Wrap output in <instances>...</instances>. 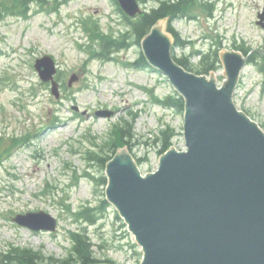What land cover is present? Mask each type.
I'll return each mask as SVG.
<instances>
[{
    "label": "rangeland",
    "instance_id": "374dc122",
    "mask_svg": "<svg viewBox=\"0 0 264 264\" xmlns=\"http://www.w3.org/2000/svg\"><path fill=\"white\" fill-rule=\"evenodd\" d=\"M13 2L0 0V253L13 244L59 258L71 248L70 231L82 230L97 262L137 264L140 255L127 243L134 237L115 220L111 206L93 225L72 215L104 197L105 186L97 179L106 175L105 169L89 164L85 150L111 154L108 138L114 126L123 125L132 134L130 150L139 171L156 170L164 153L155 140L161 128L172 126V146L186 148L184 113L154 102L175 96L176 90L157 69L132 66L141 51L134 36L126 40L131 43L127 49L110 53L109 59L97 55L96 33L118 38L128 31L114 0L31 2L25 16L6 9ZM198 2L170 23L187 42L172 54L208 76L201 73V58L194 51L250 49L254 60L242 69L232 99L237 109L263 123L264 28L256 21L264 0ZM155 3L138 0L140 9ZM168 26L167 21L165 30ZM44 54L54 61L58 96L34 68ZM217 64L213 72L221 85L223 65ZM38 210L56 219L55 231L34 232L12 219Z\"/></svg>",
    "mask_w": 264,
    "mask_h": 264
},
{
    "label": "water",
    "instance_id": "95a60500",
    "mask_svg": "<svg viewBox=\"0 0 264 264\" xmlns=\"http://www.w3.org/2000/svg\"><path fill=\"white\" fill-rule=\"evenodd\" d=\"M119 3L128 15L139 11L136 0ZM257 16L264 27V7ZM166 22H156L140 44L182 96L188 149L171 146L144 176L129 150L117 149L106 163L105 197L142 246L139 264H264V130L232 99L247 57L218 52L225 76L218 87L213 71L198 75L174 60ZM35 67L56 95L53 60L44 56ZM13 220L33 230L56 226L43 211Z\"/></svg>",
    "mask_w": 264,
    "mask_h": 264
},
{
    "label": "trees",
    "instance_id": "16d2710c",
    "mask_svg": "<svg viewBox=\"0 0 264 264\" xmlns=\"http://www.w3.org/2000/svg\"><path fill=\"white\" fill-rule=\"evenodd\" d=\"M46 0H14L13 5H7L6 9L11 10V13L15 10L20 13V15H26L25 12L29 8V4L31 2H39L47 3ZM147 1V0H142ZM153 1V0H152ZM156 4L149 8V11L142 12V14L136 15L134 18L129 19L125 15H123L124 21L126 22V26L128 31L125 34H120V37L114 38L112 34L104 35L101 33H96V38L98 39L99 51L97 55L101 58L109 59V54L113 52H118L121 49H127L131 43L126 42L131 36H134V42L139 44L140 40L147 33V31L154 25L156 21L160 18L167 17L168 20V31H170L174 36V46L184 47L187 42L182 40L179 34L174 31L170 23L177 18H181L188 13V10L191 6H194L196 3L199 4L198 0H154ZM3 7V6H2ZM118 10L120 8L118 7ZM121 11V10H120ZM235 49H240L245 55H248L247 63L253 62V55L249 53L247 48L242 46H234ZM173 52V51H172ZM201 56L200 65L202 66L201 73L210 70L216 69L218 66V53L217 49H213V51H209L207 53L204 52H195ZM176 59L178 64H181L185 68L191 71L192 67L188 66L185 62L184 58L181 56L177 57L175 54H172ZM137 68H144V66H148L147 61L142 53L138 54V57L135 61L132 62V66ZM198 73V72H197ZM165 106H171L175 110L181 112L184 108V101L182 97L177 93L175 96L169 95L164 100L160 101ZM262 128H264V122L261 124ZM114 130L111 136L108 138L109 143L107 144V148L110 150L108 153H101L102 151H95L87 149L85 150L87 154L85 155L89 164L98 167L99 170H102L106 166V161H108L111 156L116 152L118 147L127 146L128 149H131V139L132 134L130 130H126L123 125L114 126ZM175 135V129L172 126H166L161 128L158 134L155 136L156 141L160 142V152H163L168 149L171 145L172 137ZM93 146H97L94 142ZM138 161V159H137ZM90 178L95 180V176L89 175ZM97 181L101 183V185L106 183V177L104 174L100 176ZM109 204L105 198L101 199L98 206H83L80 211L76 212V217L79 219H83L84 221L89 222V224H94L97 222V219L103 216L104 211H106V207ZM101 215V216H100ZM120 220L117 213H115V219ZM121 226H124V223H121ZM70 239H71V249L67 252L65 256L56 258L51 255L45 256L40 249H33L31 247H19V246H9L7 250L1 251L0 253V264H95L98 260L95 256H93V249L91 244V240L88 237L87 233L84 231H70ZM130 246L133 248V252L138 254L136 251V244L131 243Z\"/></svg>",
    "mask_w": 264,
    "mask_h": 264
}]
</instances>
